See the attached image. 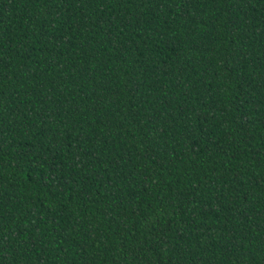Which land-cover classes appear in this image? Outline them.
<instances>
[{
  "label": "trees",
  "instance_id": "trees-1",
  "mask_svg": "<svg viewBox=\"0 0 264 264\" xmlns=\"http://www.w3.org/2000/svg\"><path fill=\"white\" fill-rule=\"evenodd\" d=\"M0 264H264V0H0Z\"/></svg>",
  "mask_w": 264,
  "mask_h": 264
}]
</instances>
